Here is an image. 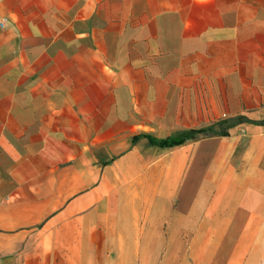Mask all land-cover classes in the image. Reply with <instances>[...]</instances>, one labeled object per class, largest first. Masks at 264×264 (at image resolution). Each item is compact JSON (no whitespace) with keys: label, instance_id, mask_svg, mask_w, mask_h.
Masks as SVG:
<instances>
[{"label":"crops","instance_id":"obj_1","mask_svg":"<svg viewBox=\"0 0 264 264\" xmlns=\"http://www.w3.org/2000/svg\"><path fill=\"white\" fill-rule=\"evenodd\" d=\"M0 23V264H264V0H0Z\"/></svg>","mask_w":264,"mask_h":264},{"label":"trees","instance_id":"obj_2","mask_svg":"<svg viewBox=\"0 0 264 264\" xmlns=\"http://www.w3.org/2000/svg\"><path fill=\"white\" fill-rule=\"evenodd\" d=\"M198 132H215V130L209 126L207 128L198 129V130H186L176 132L173 135L166 138H155L152 136L148 137V140L153 145H158L161 147L173 146L183 143L185 140L190 139Z\"/></svg>","mask_w":264,"mask_h":264},{"label":"built area","instance_id":"obj_3","mask_svg":"<svg viewBox=\"0 0 264 264\" xmlns=\"http://www.w3.org/2000/svg\"><path fill=\"white\" fill-rule=\"evenodd\" d=\"M0 25L2 26V23H0Z\"/></svg>","mask_w":264,"mask_h":264}]
</instances>
